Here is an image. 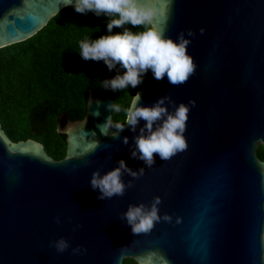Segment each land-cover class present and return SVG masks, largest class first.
I'll return each mask as SVG.
<instances>
[{"label":"water","instance_id":"water-1","mask_svg":"<svg viewBox=\"0 0 264 264\" xmlns=\"http://www.w3.org/2000/svg\"><path fill=\"white\" fill-rule=\"evenodd\" d=\"M66 2L0 0V49L36 35ZM157 7L166 36L176 40L184 31L191 40L196 70L178 86L150 71L142 104L169 94L176 106L195 100L187 150L167 161L156 155L152 167L133 159L139 129L125 128L120 139L103 135L98 125L113 120L104 104L114 100L91 90L82 120L58 118L57 134L66 136L61 159L41 142L9 140L0 126V264H264V161L256 154L264 145V0H157ZM120 160L133 171L145 168L143 176L125 174L134 187L98 199L92 173L103 175ZM157 196L160 221L133 235L123 213ZM61 237L70 244L63 253L52 246ZM78 246L86 252L73 254Z\"/></svg>","mask_w":264,"mask_h":264},{"label":"clouds","instance_id":"clouds-1","mask_svg":"<svg viewBox=\"0 0 264 264\" xmlns=\"http://www.w3.org/2000/svg\"><path fill=\"white\" fill-rule=\"evenodd\" d=\"M66 7H73L79 14L86 15L92 12L97 17H108L107 35L97 39L85 37L79 43L81 58L85 61L103 63L111 72L117 69V74L111 79L102 81L105 90L119 91L129 87L136 88L144 82L146 74L151 71L154 79L163 80L167 76L169 84L178 86L184 84L195 73L196 65L193 57L188 54L187 48L191 40L181 31L176 40L166 36V30L158 23L159 17L164 15L163 7H157V0H67ZM133 28H142L141 31H132ZM114 28H122V32L113 33ZM201 34L204 29H200ZM195 33L187 30V36L193 37ZM123 69V73L119 71ZM195 100L188 104L180 103L178 106L171 95L158 98L150 106L142 104V95L137 92L132 96L127 108H122L117 103H105L104 108L111 113L124 112L123 122H113L111 115L98 127L103 135L110 134L113 139H120V134L128 128L131 132L138 133L132 137L134 146L130 150L133 159H139L147 167L155 164V156L162 161L170 160L173 156L187 150L184 136L190 112V106H195ZM99 105V103H98ZM168 105L173 106L169 111ZM99 106L93 113L98 116ZM144 121L143 126L140 122ZM94 135V133H93ZM124 145L129 144V137L122 138ZM99 146L95 142L92 148ZM110 158V157H109ZM90 163V162H89ZM145 168L133 171L124 160L118 161V166L101 175L99 170L92 173L90 186L99 190L98 199H111L113 196H123L127 188L134 187L133 180L143 176ZM127 174L133 180L125 184L122 179ZM160 197H154L150 205L140 203L130 204L123 218L131 227L133 235L150 233L154 224L159 222ZM168 220L167 215L164 216ZM56 223L60 218L56 217ZM77 228L80 225L76 226ZM56 251L65 252L69 241L61 237L52 243ZM73 254H81L86 249L76 247Z\"/></svg>","mask_w":264,"mask_h":264},{"label":"trees","instance_id":"trees-1","mask_svg":"<svg viewBox=\"0 0 264 264\" xmlns=\"http://www.w3.org/2000/svg\"><path fill=\"white\" fill-rule=\"evenodd\" d=\"M108 19L66 7L30 39L0 49V126L9 140L41 142L54 159H61L66 136L57 134L58 118L67 114L71 122L82 120L88 90L98 97L111 95L114 103L127 108L132 96L147 86L150 71L136 88L105 90L102 81L113 78L117 69L110 72L103 61H85L79 55V43L86 36L97 39L108 34ZM112 116L114 123L124 120L123 111ZM256 154L264 161V145L259 144ZM124 264L137 263L126 259Z\"/></svg>","mask_w":264,"mask_h":264}]
</instances>
